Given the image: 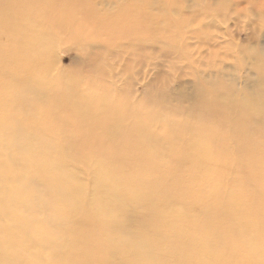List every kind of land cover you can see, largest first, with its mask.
<instances>
[{"label": "rangeland", "instance_id": "1", "mask_svg": "<svg viewBox=\"0 0 264 264\" xmlns=\"http://www.w3.org/2000/svg\"><path fill=\"white\" fill-rule=\"evenodd\" d=\"M251 7L253 0H0V32H24L31 41L37 29L50 39L42 81L57 90L48 100L31 97L44 106L39 111L0 114V122L14 130V122L31 128L39 118L41 129L19 144L52 135L68 146L67 155L74 151L67 177L93 208L107 206L104 169L112 170L122 186L143 196L139 204L153 206L151 226L166 231L144 240L174 247L172 264L189 241L209 246L191 259L241 264L232 248L252 233L243 231L231 199L240 200L264 244V99L254 102L245 87L255 84L250 72H264V64L252 65L264 57V19L249 14ZM39 64L45 68V57ZM29 83L24 78L19 86ZM13 86L6 78L0 91ZM83 96V106L96 102L102 109L85 117L84 107L75 115L72 107ZM209 164L216 168L212 180L221 176L212 196L201 183ZM118 217L125 228L140 220L132 206L121 207Z\"/></svg>", "mask_w": 264, "mask_h": 264}, {"label": "bare ground", "instance_id": "2", "mask_svg": "<svg viewBox=\"0 0 264 264\" xmlns=\"http://www.w3.org/2000/svg\"><path fill=\"white\" fill-rule=\"evenodd\" d=\"M253 4L254 7H251L248 13L262 21L264 0H253ZM11 23L15 21H11L10 25ZM37 31L36 29L32 32V35L39 37H33L31 41L24 32H0V58L3 60L0 69L5 68L3 72L0 70V84L6 78L14 82L13 90L6 88L7 92L0 91V94L7 99L2 98L8 102L6 107L0 104L1 115H10V113L17 115L24 109L27 112L39 111L44 106L41 101L38 105L36 102H30L31 97L48 100L51 96H55L57 90L54 89L55 85L51 80L42 81L44 75L46 77L49 75L46 66L48 67L49 56L52 54L49 47L50 39L45 36L42 38ZM6 42L9 43V47L7 44L1 47ZM46 42L48 44H45ZM20 44L23 47H19ZM43 57H45V68L39 64ZM35 59L40 61L31 64ZM261 63L264 64V57H256L252 65L258 67ZM20 67L22 69L17 72ZM31 73L37 74L38 79H29ZM248 76H253L249 79L255 82L245 85L249 90V97L254 102L262 101L264 72L258 70L256 73L250 72ZM24 78L34 83L19 86ZM72 85L67 80L66 88H71ZM71 89L65 90L64 94L62 91V94L69 96L72 93ZM27 92L31 96H27ZM2 98L0 97V103H3ZM84 102L83 96L80 104L72 107L75 115L81 114L84 107L90 109L85 117H90L102 109L101 104L96 102L83 106ZM14 124L13 130V127L6 128L7 122H0L2 126L0 127V264H46L45 262L47 264H172L174 247L166 249L163 241L144 240L146 237L144 235H155L166 230L164 231L160 223L151 226L155 221L154 214H151L153 206L139 204L142 195L136 196L131 188L121 185V178L112 170L104 169L106 182L103 192L107 206L102 209L89 206L83 196V189L78 184L70 183L67 177L70 172L69 167L74 166L77 161L75 152L67 155L68 146L57 142V137L54 138L52 135L42 137V140L38 139L34 141L35 143L20 145L19 143L29 142L34 132L41 129V123L37 118L31 121V128H25L20 122ZM26 166H29L31 171L26 169ZM214 171L216 168L213 164L204 165L205 180L201 183L205 182V185L210 187L204 185L209 192V194L205 192L204 195L210 196L214 192L213 189L219 187L218 180L221 176H218L220 179L212 180ZM63 200L69 203H62ZM239 202L238 199H231L230 204L235 212L239 213L238 220L242 221L243 231L245 233L250 231L252 236H248L239 248H232L233 252H231L239 257L236 260L241 264H264V244L260 243L258 235L253 234L254 227L246 222V212L241 210L242 205ZM127 206L135 208L140 219L135 224L130 223L129 228H125V222L118 217V210ZM44 209L47 210L45 217L42 216ZM96 234H100V237H95ZM190 244L191 241L188 245L186 241L187 246L179 253L181 260L174 264H222L217 258L210 256L200 260L191 259L193 257L191 253L209 246L204 243ZM94 256L93 261L91 258Z\"/></svg>", "mask_w": 264, "mask_h": 264}]
</instances>
